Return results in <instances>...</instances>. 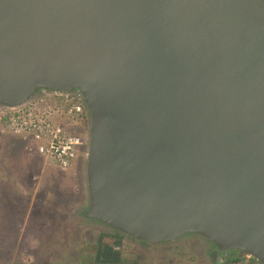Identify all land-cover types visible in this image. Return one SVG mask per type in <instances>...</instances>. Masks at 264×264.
<instances>
[{
	"label": "water",
	"instance_id": "95a60500",
	"mask_svg": "<svg viewBox=\"0 0 264 264\" xmlns=\"http://www.w3.org/2000/svg\"><path fill=\"white\" fill-rule=\"evenodd\" d=\"M77 92L87 216L264 264V0H0V106Z\"/></svg>",
	"mask_w": 264,
	"mask_h": 264
},
{
	"label": "rangeland",
	"instance_id": "374dc122",
	"mask_svg": "<svg viewBox=\"0 0 264 264\" xmlns=\"http://www.w3.org/2000/svg\"><path fill=\"white\" fill-rule=\"evenodd\" d=\"M52 94L39 91L30 100L37 113L49 106ZM1 111L0 264L78 263L80 253L89 256L100 235L108 232L104 224L82 215L89 207L87 146L72 166L63 170L38 153L39 141L21 131L27 122L24 117ZM59 119L68 133L87 140L89 119L72 120L65 115ZM62 195L68 200L60 201ZM105 241L113 243L112 239ZM211 247L199 236L186 235L148 245L125 239L121 248L130 257L128 264H206Z\"/></svg>",
	"mask_w": 264,
	"mask_h": 264
},
{
	"label": "built area",
	"instance_id": "2783aa9c",
	"mask_svg": "<svg viewBox=\"0 0 264 264\" xmlns=\"http://www.w3.org/2000/svg\"><path fill=\"white\" fill-rule=\"evenodd\" d=\"M53 93L51 102L43 113H37L38 108L33 101H28L21 106L9 108L0 106L4 115L12 117L22 116L27 120L21 131L33 137L40 142L37 148L38 153L45 157L53 159L57 166L66 170L70 168L78 156L87 146L88 138L85 141L82 136L70 134L66 131L62 122L61 115L69 119L88 120V112L84 100L77 92ZM46 99V100H49ZM61 113L60 115H58ZM11 117V118H12ZM86 151V155H87ZM215 264H260L256 259L249 255H244L240 260L229 261L219 259Z\"/></svg>",
	"mask_w": 264,
	"mask_h": 264
},
{
	"label": "trees",
	"instance_id": "16d2710c",
	"mask_svg": "<svg viewBox=\"0 0 264 264\" xmlns=\"http://www.w3.org/2000/svg\"><path fill=\"white\" fill-rule=\"evenodd\" d=\"M63 200L64 202L68 200V198L66 197V195H62L60 201ZM71 200V198H70ZM89 208V207H88ZM88 208H86L85 210H83L82 215L88 219V220H93V221H97L94 219H90L87 216V211ZM98 222V221H97ZM107 231L108 232H104L100 235L99 240L97 241V244L94 248L89 249V256L87 254H85L84 252L80 253V255L78 256L77 261H79L77 264H128V258H130L127 253H124L122 250V244L125 241V239L134 241L136 243H140V244H145L148 245L150 243H146V242H142L139 241L137 239H134L132 237H129L113 228L107 227ZM112 239L113 243H107L105 241V239ZM212 247L209 249L208 251V256L210 258V261L206 264H215L217 262L213 261L211 259V253H212V249H213V245H211ZM82 251V250H81ZM80 251V252H81ZM244 256L243 253L241 252H237V251H230V252H224L220 255V257L218 258L221 259H226L229 261H236V260H240V258H242ZM92 259V260H90ZM75 263V264H76Z\"/></svg>",
	"mask_w": 264,
	"mask_h": 264
}]
</instances>
